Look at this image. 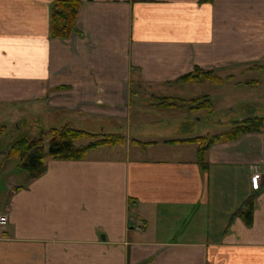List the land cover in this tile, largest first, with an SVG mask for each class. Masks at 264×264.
I'll use <instances>...</instances> for the list:
<instances>
[{
    "label": "crops",
    "instance_id": "crops-1",
    "mask_svg": "<svg viewBox=\"0 0 264 264\" xmlns=\"http://www.w3.org/2000/svg\"><path fill=\"white\" fill-rule=\"evenodd\" d=\"M55 1L0 0V113H52L63 126L120 132L126 142L80 160L47 158L45 172L31 178L7 156L12 143L2 125L0 213L8 222L0 264H264V182L251 180L264 155V124L211 145L205 171L197 143L168 142L264 116L228 103L209 134L175 121L133 132L128 108L133 83L168 97L189 85L178 79L196 66L229 80L264 70V0H80L77 30L67 38L51 34ZM257 82L248 78L241 88ZM212 93L214 111L187 118H210ZM249 198L250 225L237 214ZM169 209L200 216L195 236L158 233Z\"/></svg>",
    "mask_w": 264,
    "mask_h": 264
},
{
    "label": "rangeland",
    "instance_id": "rangeland-1",
    "mask_svg": "<svg viewBox=\"0 0 264 264\" xmlns=\"http://www.w3.org/2000/svg\"><path fill=\"white\" fill-rule=\"evenodd\" d=\"M243 75V77H240L238 74L235 79L231 80L228 79L229 77H223L220 75L222 80L218 82L211 80L190 82L184 90L177 89L172 91V96L168 97H173L180 102L190 104H192L191 102L193 99L202 97L214 91L216 95L215 113L213 115L211 114L210 118L204 117V119H197L196 121L195 119L197 117L200 118L202 113H205V110H201L198 114H195L196 116L194 120L187 117L191 115L192 110L196 111L197 109L191 108L189 104L177 103L175 106L166 105L167 107L159 110L160 107L163 106V104L162 106H159L161 105L160 102L168 97H164V94L158 90H151L152 92H149L148 89L147 91L145 89H139V86H137L136 83H133V96L128 105L129 110H131L130 123L132 131L136 132L137 129L134 128H139L140 131L147 130L151 124H157L166 128L173 127V124H175L179 125V128L184 131H187L188 128L194 127V129L196 128V134H209L210 132H214L217 127H221V125H218L219 123L213 121L211 118L215 117V119H218L219 112H221V109H223L228 103L227 107L233 106L244 110L247 109L249 105L251 107L255 106L257 112L264 116V70H255L254 72L245 73ZM248 78H257L258 82L252 86L253 88H241L242 82L246 79L248 80ZM224 82H227V84H224ZM163 91L167 92L166 90ZM16 113H21V115L25 114L22 107H16V110H13L10 114L0 113V129L3 127L2 125H6L7 131L3 135L5 138L3 140L7 143H13L23 135H28L30 138H36L41 136L42 131H48L52 127H61L64 125L61 124L59 119L55 120V114L52 113L49 115L35 114L37 116L24 115L22 118H18L17 115L20 114ZM15 117L17 120L13 119ZM50 117H52V119ZM225 117L227 116L225 115ZM171 121L175 122L171 124ZM17 123H19L18 128L15 127ZM42 125L44 126L43 130L41 129ZM87 141L88 139H83L81 143ZM15 160L18 162L17 159ZM169 211V215L163 217V221L160 223V227H158V233L171 238L195 236V230L199 225L196 218H199L200 216H195L193 218L192 215H188L190 211L187 209L181 211L169 209ZM183 231L185 232L183 233Z\"/></svg>",
    "mask_w": 264,
    "mask_h": 264
},
{
    "label": "trees",
    "instance_id": "trees-1",
    "mask_svg": "<svg viewBox=\"0 0 264 264\" xmlns=\"http://www.w3.org/2000/svg\"><path fill=\"white\" fill-rule=\"evenodd\" d=\"M80 0H56L52 5L51 34L54 37L67 38L77 30L76 18L80 7ZM211 80L218 82L222 80L214 69H202L196 66L193 71L182 75L178 81L182 83L201 82ZM173 97L165 98L161 104L164 106L175 104ZM192 108L214 111V104L210 97L204 95L192 101ZM264 124L261 116H252L244 119L240 124L219 134L200 135L188 139H173L170 143L194 142L198 144L197 161L205 171L208 169L207 151L211 145L224 141L234 140L244 132L259 131ZM83 139L87 142L81 143ZM126 135L120 132L94 133L86 129L71 127L68 125L52 127L48 131H42L41 136L30 138L23 135L16 139L8 148L7 156L18 159L23 168L31 178H38L46 170V159H84L88 151L100 146H114L124 144ZM135 144L147 145L154 141L132 140ZM254 210V199L249 198L244 208H240V215L248 225L252 222Z\"/></svg>",
    "mask_w": 264,
    "mask_h": 264
},
{
    "label": "built area",
    "instance_id": "built-area-1",
    "mask_svg": "<svg viewBox=\"0 0 264 264\" xmlns=\"http://www.w3.org/2000/svg\"><path fill=\"white\" fill-rule=\"evenodd\" d=\"M251 180L254 184L260 185L264 182V156L251 166ZM8 222V216L0 213V238L2 229Z\"/></svg>",
    "mask_w": 264,
    "mask_h": 264
}]
</instances>
